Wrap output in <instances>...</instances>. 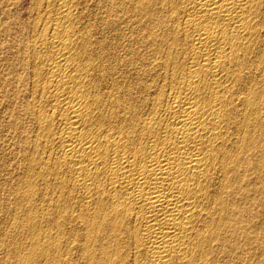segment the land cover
I'll return each mask as SVG.
<instances>
[{
	"label": "bare ground",
	"instance_id": "6f19581e",
	"mask_svg": "<svg viewBox=\"0 0 264 264\" xmlns=\"http://www.w3.org/2000/svg\"><path fill=\"white\" fill-rule=\"evenodd\" d=\"M0 264H264V0H0Z\"/></svg>",
	"mask_w": 264,
	"mask_h": 264
}]
</instances>
